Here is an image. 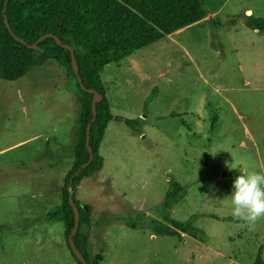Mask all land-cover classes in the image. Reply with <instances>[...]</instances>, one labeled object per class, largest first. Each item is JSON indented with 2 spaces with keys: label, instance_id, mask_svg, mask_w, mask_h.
I'll return each mask as SVG.
<instances>
[{
  "label": "rangeland",
  "instance_id": "rangeland-1",
  "mask_svg": "<svg viewBox=\"0 0 264 264\" xmlns=\"http://www.w3.org/2000/svg\"><path fill=\"white\" fill-rule=\"evenodd\" d=\"M202 3L200 23L100 74L111 116L102 167L74 194L97 264H257L258 251L264 264V219L244 225L229 197L245 168L264 172V33L243 23L264 18V0ZM73 85L53 61L0 80V264H76L62 224L43 221L72 161ZM171 179L186 193L164 210ZM167 217L196 237L157 235Z\"/></svg>",
  "mask_w": 264,
  "mask_h": 264
},
{
  "label": "trees",
  "instance_id": "trees-1",
  "mask_svg": "<svg viewBox=\"0 0 264 264\" xmlns=\"http://www.w3.org/2000/svg\"><path fill=\"white\" fill-rule=\"evenodd\" d=\"M205 17L202 0H0V80L15 81L23 77L29 68L53 61L65 70L67 81L74 82L73 89L66 87L73 91L79 110L72 161L64 177L61 202L59 206L44 214L43 221L62 224L66 248L69 251L67 236L71 233L74 221L68 202L70 192L78 213V227L72 236V242L86 264L97 263L92 259L85 244L89 231L88 216L75 202L74 194L83 178L94 177L102 167L98 149L111 116L100 74L106 65L117 63L134 51ZM243 23L250 30L264 33V18H252L249 15ZM44 35L56 37L59 44L51 37L37 42ZM32 44H35V48H28ZM70 52L74 57L81 86L101 96L94 104L93 121L92 94L78 85L71 68ZM151 97L146 101H151ZM87 125L88 147L92 156L83 168L88 161L85 146ZM167 183L162 201L164 210L177 205L186 193V187L175 180L171 179ZM163 221L164 224L156 229L157 235L160 236L180 238L183 233L196 237L199 231L189 222H177L169 217ZM126 226L130 229L136 227L128 223ZM69 253L75 263L79 264L70 251ZM255 261L257 264H263L260 262L259 251Z\"/></svg>",
  "mask_w": 264,
  "mask_h": 264
},
{
  "label": "clouds",
  "instance_id": "clouds-1",
  "mask_svg": "<svg viewBox=\"0 0 264 264\" xmlns=\"http://www.w3.org/2000/svg\"><path fill=\"white\" fill-rule=\"evenodd\" d=\"M243 164L242 161L237 165ZM232 187L233 191L229 195L231 215L246 226H253L264 219V172L245 168L235 177Z\"/></svg>",
  "mask_w": 264,
  "mask_h": 264
},
{
  "label": "water",
  "instance_id": "water-1",
  "mask_svg": "<svg viewBox=\"0 0 264 264\" xmlns=\"http://www.w3.org/2000/svg\"><path fill=\"white\" fill-rule=\"evenodd\" d=\"M4 25H5V27H7V24H6L5 20H4ZM47 37H51L55 41L56 44H59V41L57 40V38L54 37V36H51V35H44V36L40 37L37 40V42H40V41H42L43 39H45ZM15 39L17 41H20L17 38H15ZM21 43L24 44L23 42H21ZM28 48H35V44H32V45L28 46ZM63 48H67V47L63 46ZM70 62H71L72 71L75 74L76 81H77L78 85L80 86V88L82 90L92 94V101H91L92 118H91V121H93L94 116H95L94 104H95V102H97V101H99L101 99V96L96 94L95 92H93L91 90H85L84 87L81 86L80 79L77 76V70H76V66H75L74 57H73V54L71 52H70ZM88 133H89V126L87 125L86 126V130H85V146H86V150L88 152V161L86 162V164L83 165V168L87 166V164L89 163V161L91 159V156H92L91 149L88 147ZM68 202H69V205H70V207L72 209L73 219H74L71 233L67 236L68 248H69V251L71 252L72 256L79 262V264H86L84 259H83V257H82V255L79 253L78 250H76V248L74 247L73 242H72V236L75 234V232L77 230V227H78V213H77V210H76V208H75V206L73 204V201L71 199V193L70 192L68 194Z\"/></svg>",
  "mask_w": 264,
  "mask_h": 264
},
{
  "label": "crops",
  "instance_id": "crops-1",
  "mask_svg": "<svg viewBox=\"0 0 264 264\" xmlns=\"http://www.w3.org/2000/svg\"><path fill=\"white\" fill-rule=\"evenodd\" d=\"M204 11H205V10H204ZM202 20H203V19H202ZM200 22H201V21H200ZM200 22H197V24L200 23ZM183 29H184V28H183ZM183 29H180L179 32H181ZM254 31H255V30H254ZM179 32H178V33H179Z\"/></svg>",
  "mask_w": 264,
  "mask_h": 264
}]
</instances>
